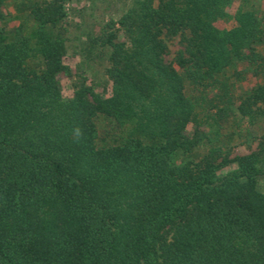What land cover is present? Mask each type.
Listing matches in <instances>:
<instances>
[{"label":"trees","instance_id":"trees-1","mask_svg":"<svg viewBox=\"0 0 264 264\" xmlns=\"http://www.w3.org/2000/svg\"><path fill=\"white\" fill-rule=\"evenodd\" d=\"M262 44L243 0H0V264H264Z\"/></svg>","mask_w":264,"mask_h":264},{"label":"rangeland","instance_id":"rangeland-1","mask_svg":"<svg viewBox=\"0 0 264 264\" xmlns=\"http://www.w3.org/2000/svg\"><path fill=\"white\" fill-rule=\"evenodd\" d=\"M243 1L248 7H254L261 13L264 12V0H247V1L243 0ZM8 9H9V11H12V13H14V8L12 6H10ZM233 11H234V9H232V12ZM19 22H20V20L18 17L12 16V18L6 22V25H8V27L12 29V28H14V26L19 24ZM225 24L228 25L230 23H225ZM179 41H180V37L176 36L173 38V40H171L169 42L171 54L167 55L168 59H171L174 55V52L181 47V44ZM258 48L261 52L264 53V44L260 45ZM71 51H72V48H71ZM79 59H80L79 56L76 57L72 54H70L69 58H67V63L72 66V69L74 72H76V63L79 61ZM99 75H100V78L103 79V82L101 83V85H99L98 90H103L105 92H108V89H109L108 84L109 83L107 82V80H104L105 78L102 74H99ZM255 81H256V79L253 76L249 75L245 81H243L242 83L239 84L238 93H241L244 89L251 87L255 83ZM61 86H62V89H63L65 94H67V95L70 94L71 89H72L71 78L66 77V76L62 77L61 78ZM252 149H255V144H253V146L250 147V145L247 144L246 142H238V144L236 145V147L234 149L233 157L247 154ZM188 157H190V154L180 153V154H177L175 156V160L181 161L182 159H186ZM224 170H227V168H224Z\"/></svg>","mask_w":264,"mask_h":264}]
</instances>
